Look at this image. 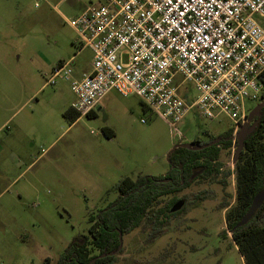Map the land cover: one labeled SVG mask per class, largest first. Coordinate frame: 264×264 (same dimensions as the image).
<instances>
[{"label": "rangeland", "instance_id": "374dc122", "mask_svg": "<svg viewBox=\"0 0 264 264\" xmlns=\"http://www.w3.org/2000/svg\"><path fill=\"white\" fill-rule=\"evenodd\" d=\"M103 2L0 0V264H46L47 258L57 264L76 237L88 235L89 216L117 199L114 188L123 177L164 176L175 146L232 128L227 116L212 120L197 109L174 127L145 109L138 95L116 92L96 115L72 122L65 115L76 100L71 81L47 80L74 56L76 71L91 68L93 50L82 48L72 22ZM187 86L198 96L192 82ZM105 127L115 136L106 137ZM234 154L222 150L217 179H198L176 194L204 192L206 198L164 218L169 222L154 241L145 224L124 235L114 264H244L232 233L223 234L227 209H220L236 200ZM228 170L224 187L220 180Z\"/></svg>", "mask_w": 264, "mask_h": 264}, {"label": "built area", "instance_id": "2783aa9c", "mask_svg": "<svg viewBox=\"0 0 264 264\" xmlns=\"http://www.w3.org/2000/svg\"><path fill=\"white\" fill-rule=\"evenodd\" d=\"M72 26L93 50L91 68L76 76L73 58L47 83L71 81L80 116L112 92L138 95L174 127L194 109L212 120L225 115L236 164L247 104L264 100V0H104Z\"/></svg>", "mask_w": 264, "mask_h": 264}, {"label": "trees", "instance_id": "16d2710c", "mask_svg": "<svg viewBox=\"0 0 264 264\" xmlns=\"http://www.w3.org/2000/svg\"><path fill=\"white\" fill-rule=\"evenodd\" d=\"M145 109L148 108L145 106ZM65 115L70 116L72 122L80 117L73 107L68 108ZM257 119L259 124L245 139L244 149L236 162V202L233 205L224 202L220 208L227 209V229L223 234L227 235V230L232 233L233 241L245 256L244 264H264V202L245 225L238 227L256 194L264 189V108ZM103 132L106 137H113L111 128L105 127ZM232 132L231 129L220 135L216 144L201 150L175 146L168 154L170 171L164 176L142 175L136 180L129 176L123 177L114 188L119 194L117 199L99 214L89 216L88 221L93 225L88 235L76 237L57 264H114L122 249L114 256H98L117 250L120 233L124 236L142 224H145L144 230L150 231L148 241H154L169 222L164 218L183 213L194 199L203 201L206 198L204 192L185 195L182 198L187 201L186 205L177 212H170L172 206L182 199L177 197V193L198 179H217L222 173L221 152L232 148ZM214 139L205 141L197 138L191 144L200 146ZM231 174L228 170L220 180L224 187L228 185L227 179ZM167 196L172 198L165 207H159L161 199Z\"/></svg>", "mask_w": 264, "mask_h": 264}, {"label": "water", "instance_id": "95a60500", "mask_svg": "<svg viewBox=\"0 0 264 264\" xmlns=\"http://www.w3.org/2000/svg\"><path fill=\"white\" fill-rule=\"evenodd\" d=\"M263 108H264V100L262 102H260L259 104H257L250 111L249 121L252 122V124H250V125L245 124L239 130V132H238L237 157L240 156V154L242 153V151L244 149L245 139L247 138V136L249 134H251L255 130V128L258 126L259 119H257V117L260 115ZM219 140H220L219 138H216V139L212 140L211 142L206 143L204 145H200V146H192L191 143H185V144H182L181 146L186 147V148H191L194 150H201V149H204V148H207V147H210V146L216 144ZM185 202H186L185 199H180L179 201H177L172 206V208L170 209V212L174 213V212L181 210L183 208V206L185 205ZM263 202H264V189L261 190L258 194H256L249 210L243 216L241 221L238 223V227L245 225L254 216V214L261 207ZM122 247H123V234L120 233V244H119L117 250L111 251L109 253L101 254L98 257L104 258L107 256H114L122 249ZM95 259L96 258H94L93 260H95Z\"/></svg>", "mask_w": 264, "mask_h": 264}, {"label": "crops", "instance_id": "0c3cea01", "mask_svg": "<svg viewBox=\"0 0 264 264\" xmlns=\"http://www.w3.org/2000/svg\"><path fill=\"white\" fill-rule=\"evenodd\" d=\"M76 54H77V53H76ZM74 57H75V56H74ZM74 57H73V58H74ZM73 58H71V59H73ZM85 70H87V69H85ZM88 70H89V69H88ZM83 71H84V70H83ZM81 73H82V71H81V72H78V71H76V69H75V74H76V76H79ZM109 95H110V94H109ZM109 95H108V96H109ZM108 96H106V97H108ZM106 97H105V98H106ZM105 98H104V99H105ZM104 99H103V100H104ZM103 100H102V101H103ZM102 101H101V103H100V105H99V107H98V110H101V109L103 108ZM73 103H74V102H73ZM72 105H73V104H72ZM72 105H71L70 107H72ZM70 107H69V108H70ZM93 115H96V112H94L91 116H93ZM78 119H79V118H78ZM109 128H111V127H109ZM111 129H112V128H111ZM112 131H113V137H114V136H115V132H114L113 129H112ZM29 264H30V263H29ZM46 264H53V262L49 259V261H46Z\"/></svg>", "mask_w": 264, "mask_h": 264}, {"label": "flooded vegetation", "instance_id": "af4514ba", "mask_svg": "<svg viewBox=\"0 0 264 264\" xmlns=\"http://www.w3.org/2000/svg\"><path fill=\"white\" fill-rule=\"evenodd\" d=\"M250 124H252V122H250ZM170 178H168V180H169ZM182 199H184V198H182ZM179 201V200H178ZM187 202V201H186ZM186 202H185V205H186ZM235 202H236V200H235ZM91 225H90V228H91V226L93 225L92 223H90Z\"/></svg>", "mask_w": 264, "mask_h": 264}]
</instances>
